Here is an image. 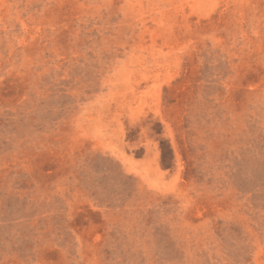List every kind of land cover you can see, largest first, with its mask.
<instances>
[{"label": "rangeland", "instance_id": "1", "mask_svg": "<svg viewBox=\"0 0 264 264\" xmlns=\"http://www.w3.org/2000/svg\"><path fill=\"white\" fill-rule=\"evenodd\" d=\"M0 264H264V0H0Z\"/></svg>", "mask_w": 264, "mask_h": 264}, {"label": "trees", "instance_id": "2", "mask_svg": "<svg viewBox=\"0 0 264 264\" xmlns=\"http://www.w3.org/2000/svg\"><path fill=\"white\" fill-rule=\"evenodd\" d=\"M163 165L166 166V162H165V158L163 157V161H162Z\"/></svg>", "mask_w": 264, "mask_h": 264}]
</instances>
